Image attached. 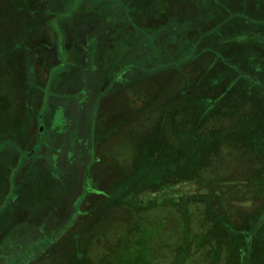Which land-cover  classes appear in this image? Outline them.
I'll list each match as a JSON object with an SVG mask.
<instances>
[{
	"label": "trees",
	"instance_id": "16d2710c",
	"mask_svg": "<svg viewBox=\"0 0 264 264\" xmlns=\"http://www.w3.org/2000/svg\"><path fill=\"white\" fill-rule=\"evenodd\" d=\"M15 1H20L16 7ZM38 1L0 0V54L6 53L4 44L11 38L8 33L12 23L14 36L22 27L23 32L16 38H23L21 47L27 52L26 56L22 55L24 64L16 72L10 71L9 66L4 67V72L12 77L7 87L11 88L9 94L15 96V100L12 101L13 97L0 100V160L7 155L6 162L0 161V189L7 184L12 187V197L5 203L0 196V204H3L0 206V241L5 242L4 238L9 235L5 236L2 229H7L10 223L9 212L20 194L19 184L28 175L37 178L45 173L49 182H61L63 188L61 185L55 193L57 199L64 195L63 191L68 195L83 171L88 174L93 167L85 148L88 142L93 149V124L97 117L83 107L84 103H73L75 97L66 94L60 106L65 111H72V105L83 107L82 112L89 115V121L82 135L78 134L79 122L72 123V118L67 124L62 120L54 129L45 125L48 114H52L50 100L54 83L65 81L69 73L68 65L63 66L59 61L61 57L71 60V47L59 50L57 46L60 34L65 35L61 43L67 42V19L79 12L84 15L90 8L89 2L100 5L97 14H101V18L111 17L109 9L113 6L117 18L110 19L128 22L121 35L125 41L128 37L132 39V45H138L136 51L140 52L126 61V76H130V68L141 76L168 72V103L153 101L158 115L154 132L141 136L153 144L152 148L147 155L139 153L138 166L131 167L124 177L127 179L123 178L124 183L122 179L115 180V186L108 189L104 183L99 185L103 179L91 178L92 182L87 177L89 184H85L75 204L77 210L58 234L28 246L20 244L19 254L8 260L27 263L37 251L50 248L52 242L81 217L77 212L82 210L85 201H91L89 197H94L100 189L104 200L91 201L93 205L83 211L93 212L103 224L108 210L126 212L129 215L125 218L123 214L122 222L135 227L141 221H149L156 228L141 241L131 233L117 240L97 239L106 254L92 260L88 253V264H251L253 250L257 255L258 251L260 255L264 251L263 247L257 250L254 246L256 237L258 243L264 242V169L254 176L243 171L230 176L225 165L235 160L237 153L264 156V0H141L149 7L152 5L146 16L136 10V0H67L64 6L49 2L45 6L43 2L42 9L46 14L52 13L58 23L56 31L50 28L47 18L44 23L39 22ZM10 9L16 15L10 13ZM102 24H111V29L115 26L109 18ZM110 33L112 31L106 29L107 41ZM50 54L57 56L56 65L47 62L45 56ZM40 63L49 75L58 71L52 79L47 77L50 82L46 87L40 86L43 83V74L40 77L38 71ZM77 67L81 69L80 65ZM119 76L111 75V79ZM237 87L240 90H236ZM40 97L45 106L43 103L35 115L33 111ZM145 103L147 105L148 101ZM119 113L123 120L126 118L125 125L132 122L133 117H128V113L124 115L125 108L120 107ZM144 114L148 113L141 110L138 122L141 127L148 124L143 119ZM34 120L38 129L32 139ZM144 146L147 148L148 144ZM153 149L158 155L151 154ZM216 174L221 177L217 179ZM251 179L254 181L252 190ZM192 185L196 187L195 192L185 191L186 186ZM250 192L254 201L252 209L255 208L252 216L248 209H234V205L241 208L240 204L245 203ZM161 209L167 217H155L159 213L156 210ZM17 218L10 219L15 222ZM26 220L29 218L23 216L17 223ZM232 234L234 238L241 236L246 240V248L233 250ZM26 240L24 238L23 243ZM3 250L0 248V252Z\"/></svg>",
	"mask_w": 264,
	"mask_h": 264
},
{
	"label": "rangeland",
	"instance_id": "374dc122",
	"mask_svg": "<svg viewBox=\"0 0 264 264\" xmlns=\"http://www.w3.org/2000/svg\"><path fill=\"white\" fill-rule=\"evenodd\" d=\"M66 1L67 0H39L36 3V8H40L38 9L39 22L44 23V19L47 18L48 25L51 24L50 28L52 30L55 29L56 31L58 23L53 20L54 17L52 16V13L46 14V10L42 8L44 7V3L46 6L47 2L53 5L58 4L64 6ZM15 2L16 7L20 1ZM89 3L90 8L84 15L79 12L75 17L66 20V25L69 26L67 42L62 44L61 39H64L65 35H59L60 39L57 41V46L60 48L59 50H63V48L69 46L71 47L70 51L72 53L71 60L61 57L59 63L61 62L63 66L68 65V74H72V76L69 77L67 74V77L64 78L65 81L61 82L62 80H59L54 83L53 95L51 94L52 99L50 100L52 114H48L45 125H50L54 129L59 126V123L62 122V120L63 123L66 122L65 124H67L72 118V123L79 122V134L82 131H85L87 127L85 124L89 121V115L82 112V108H88V112H94L97 119L93 124V133L95 136V140L92 144L93 149H91V145L88 142L86 143L87 148H85L87 155L90 154L88 156H91L90 158H92V170H90L88 174L86 170L83 171L84 173L81 174L80 179L77 175L76 180H79L75 183L72 191L68 195L63 191L62 194L64 195L57 199L55 198L57 195L55 193L59 191L62 183L56 181L53 182V180L52 182H49V177L45 173L42 176L39 172L40 175L37 178L35 175H28L26 179L20 182V194H18V197L16 198L17 202L14 203L13 209L9 212V215H11L8 219L10 223L8 224L7 229H2V231H5V236H7L6 233L9 235L4 238L5 242H3V240L0 241V248H4V250L0 252V264H18L13 263L8 259L19 254L18 252L20 251L18 247H20V244L28 246L35 241L55 237L58 234V231H60L59 229L67 224L71 215H74L75 210H77L75 204L81 197L85 184H89V181H86V179L98 180V178H101L103 180L99 185L104 183L108 189H112V186H115V182L121 179L122 183H124V179H127L124 177L130 171L131 167L133 168L135 165L138 166L139 153L147 155L150 151L149 148H152L151 145L153 144L146 141V139L143 140L141 136H144L147 132H154L158 115L155 113L154 109L156 108V103L153 101L161 100L162 103H168V72L156 76H141L139 73L135 74V71H133L135 69L130 68L128 69L130 76H126L127 73L124 69L128 67L126 61H130V59L140 53L139 51H136L138 45H132V39L128 37V41H125L126 38L121 35L124 33L125 25L128 22L126 20H122L121 22V19H110L111 17L117 18L116 9L113 8V6H110L109 9L112 12L111 17L101 18V14H97V12L101 10L100 5L94 2ZM135 6L136 10L139 9V13H145L146 16L148 9L151 8L152 5L149 7L147 3L141 0H136ZM10 10V13L16 15L14 10ZM166 13H168V11H166ZM107 18H109V21L113 22L112 25H115L112 29L110 28L111 24H107V26L102 24L104 19ZM146 19L147 21L149 20L148 17ZM4 25L5 22L2 26ZM13 28L14 24L12 23L8 33L11 38H9V40L6 41V44H4L6 53L0 54L1 58L5 60L0 61V100L13 97L12 94H9L11 88L7 87L8 81L11 80L12 77L9 72H4V67L8 69L7 67L9 66L10 71L14 72L15 70L16 72L22 64H24L22 55H27L25 49L21 47L23 38H16V36L23 32L22 27H20L15 36ZM106 29L107 32L110 30L112 31V33L109 34L111 37L108 38V41L105 39ZM4 30H6V27H4ZM134 50L137 53L134 52ZM130 54L132 57H130ZM50 55V59L48 56H45L48 58L47 62L49 65H56L58 62L57 56L55 54ZM45 57L44 60H46ZM41 65L42 64L40 63V66L38 67V71L41 73L40 77L43 74L41 77L43 83H41L40 86L46 87V83L50 82V79H52L58 71L56 72V70L53 69L54 71L49 75L47 73L48 71ZM79 65L81 71L77 67ZM48 70L50 69L48 68ZM116 74H119L120 76L118 78L116 77V80H112L111 75L113 77ZM49 76L50 79H47ZM135 79L139 80L133 82ZM130 82L133 85H131ZM239 84H241V82ZM240 87L244 89L242 86ZM236 90H240V88L237 87ZM44 93L46 94L48 92L44 91ZM55 93H58V95L62 93L63 95L58 97ZM66 94H71L75 97L76 100L73 103L78 102V105L84 103L83 107L72 105V111L61 109L60 106L63 103L62 99L65 98L63 96ZM42 99L43 98L40 97L39 104L34 108L33 112L35 115H37V112L42 107L43 103L45 106V102H43ZM14 100L15 96L12 101ZM73 100L74 98H72V101ZM146 101H148L147 105L145 103ZM185 106L187 107L188 104L186 103ZM120 107L125 108L124 115L128 113V117H133V119L130 120L132 122L128 125L124 124L126 118L123 120L122 115L119 113ZM141 110L142 113H148L143 116L144 121L148 122L146 127H141L138 124ZM135 119H137L136 122ZM34 122L35 124L32 126V134L34 136L32 139H35L38 129L37 122L35 120ZM117 123L119 124L117 125ZM116 125L117 130L115 131ZM102 138H105V140ZM144 143L146 146L148 144L147 148L144 146ZM151 154L158 155V151L153 149V151L151 150ZM262 156L258 153L251 154L250 152H247L244 156L237 153L236 159L225 165L228 168H226V172H229L230 176L238 171H243L250 176H254L260 169H264V156ZM149 158L151 159V157ZM6 160L7 155H4L3 159L0 161L1 163L2 161L4 163ZM80 162L81 160L78 159V169H80ZM118 170V173H113ZM115 176L118 177V180L113 179ZM216 176L217 179L221 177L219 174H216ZM251 181L252 190V184L254 181L252 179ZM11 189L12 187L10 184L1 187L0 196L3 203L12 197L10 196ZM99 190L100 189L97 191L99 193L96 194L92 192L95 194L93 195L95 198H91L90 196L89 199H91V201L97 200L96 202H98L99 200H104L103 194H101ZM185 191L195 192L196 187L194 185L186 186ZM48 200H50V202ZM91 201H85L82 210L77 212V215L79 214L81 217H78L79 219L70 225V229H66L59 237H57V239L50 245V248L46 251H37V253H34V258L27 263H25L26 261L24 260H20V264H88V253L92 256V260H95L97 256L101 257L106 254V252L104 253L103 251L104 248L101 243L96 241L97 239L107 238L117 240L118 238H121V236L131 233V236L136 239L139 238V241H141L145 236L147 237L148 232H152L156 228V225L149 221H141L138 224L139 226L136 225L133 227L134 225L129 224V222L121 221L123 214L126 218L127 215H129L128 213L116 211L110 213L109 210V215L106 218L104 217L105 222L103 224L93 212L90 213V211H83L93 205ZM252 203H254V201L252 199V193L250 192L245 203L240 204L242 209L236 205H234V209H237L238 211L248 209L250 216H252L251 213L253 209H255H252ZM100 205L101 204H98V206ZM0 206H3V204H0ZM156 211L159 213L155 217H167L165 210L161 209ZM166 213L168 215V212ZM16 216L19 217L17 218V221H11L10 218ZM23 216H25L26 219L29 218V220L18 224L17 222L21 221ZM135 233H138V235L135 236ZM24 238L25 240H28L23 243ZM231 239L233 250L234 248H246V240L241 236L234 238L232 234ZM20 241L22 243H19ZM255 242L257 245L254 246L257 250L260 248L262 249V247L264 249V242L258 243L257 237ZM92 245H96L99 248H93ZM25 249L26 248H24V250ZM253 251L251 264L264 263V251L261 255L259 251L258 255L255 250Z\"/></svg>",
	"mask_w": 264,
	"mask_h": 264
}]
</instances>
